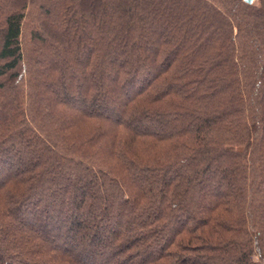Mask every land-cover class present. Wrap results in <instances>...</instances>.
Returning <instances> with one entry per match:
<instances>
[{"label": "trees", "instance_id": "16d2710c", "mask_svg": "<svg viewBox=\"0 0 264 264\" xmlns=\"http://www.w3.org/2000/svg\"><path fill=\"white\" fill-rule=\"evenodd\" d=\"M0 264H264V0H0Z\"/></svg>", "mask_w": 264, "mask_h": 264}, {"label": "rangeland", "instance_id": "374dc122", "mask_svg": "<svg viewBox=\"0 0 264 264\" xmlns=\"http://www.w3.org/2000/svg\"><path fill=\"white\" fill-rule=\"evenodd\" d=\"M244 1H245V0H244ZM258 1H259V0H254L253 3H254V2H258ZM245 2H246V1H245ZM67 164L70 165V166H74V163H72V162L67 163Z\"/></svg>", "mask_w": 264, "mask_h": 264}, {"label": "water", "instance_id": "95a60500", "mask_svg": "<svg viewBox=\"0 0 264 264\" xmlns=\"http://www.w3.org/2000/svg\"><path fill=\"white\" fill-rule=\"evenodd\" d=\"M247 3H253L254 0H245Z\"/></svg>", "mask_w": 264, "mask_h": 264}]
</instances>
